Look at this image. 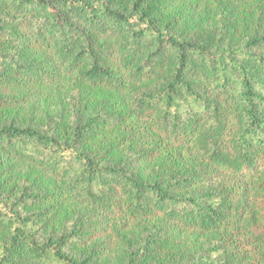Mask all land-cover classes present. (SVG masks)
<instances>
[{
    "label": "trees",
    "instance_id": "trees-1",
    "mask_svg": "<svg viewBox=\"0 0 264 264\" xmlns=\"http://www.w3.org/2000/svg\"><path fill=\"white\" fill-rule=\"evenodd\" d=\"M0 264H264V0H0Z\"/></svg>",
    "mask_w": 264,
    "mask_h": 264
},
{
    "label": "rangeland",
    "instance_id": "rangeland-1",
    "mask_svg": "<svg viewBox=\"0 0 264 264\" xmlns=\"http://www.w3.org/2000/svg\"><path fill=\"white\" fill-rule=\"evenodd\" d=\"M255 10H256L255 8L251 7V8H246V10H243L242 12L238 11V14L235 17V19L239 20V22H237L236 27L242 28L243 27L242 25L244 23L241 22V19H243L245 16L246 19H248L247 17L254 14ZM56 94H59V92L57 93V91H55V94L52 97H50L48 101L44 100L45 104L44 103L43 104L49 107L50 102L54 103L52 106L49 107L50 110L53 109L64 110L65 115H67V118L70 121H73V123H75L76 120L80 117V109H81L80 107H82L81 105H83L84 107V104L81 103L79 99H75V100L73 99L71 103L70 98L65 97L64 99H62V97H57ZM32 104H33L32 100H30L29 102L22 103L19 106V109L17 110L18 111L17 117H20V119L23 121L28 120L27 122H30L31 120L42 129L44 127L50 126L52 122H50V119L46 116V114L44 115V113L46 112V107L42 104V107L39 110L36 111L34 110V112H31L30 106ZM7 111H10V108L1 111L3 112L1 115L4 116L6 113H9ZM14 112H16V110ZM11 114H13L12 110H11ZM158 226L159 225L154 222H148L146 224H134L131 228L128 229V233L126 234V246L129 247L131 251L138 249L148 241L150 234H152L155 228H157ZM118 243L120 244V242ZM117 248L118 249L115 253L118 255L119 259L121 258V256L122 258L123 256L126 257L123 248L121 246Z\"/></svg>",
    "mask_w": 264,
    "mask_h": 264
}]
</instances>
